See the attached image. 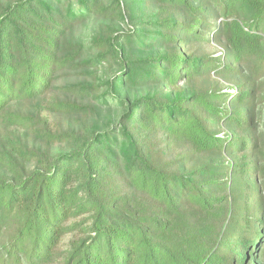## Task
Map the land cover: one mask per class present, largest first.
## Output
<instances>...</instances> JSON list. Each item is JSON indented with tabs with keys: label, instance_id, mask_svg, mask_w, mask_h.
<instances>
[{
	"label": "trees",
	"instance_id": "1",
	"mask_svg": "<svg viewBox=\"0 0 264 264\" xmlns=\"http://www.w3.org/2000/svg\"><path fill=\"white\" fill-rule=\"evenodd\" d=\"M263 68L264 0H0V264H264Z\"/></svg>",
	"mask_w": 264,
	"mask_h": 264
},
{
	"label": "rangeland",
	"instance_id": "2",
	"mask_svg": "<svg viewBox=\"0 0 264 264\" xmlns=\"http://www.w3.org/2000/svg\"><path fill=\"white\" fill-rule=\"evenodd\" d=\"M203 50L205 53L215 56V57H221L223 58L224 56V50L223 47L221 45H219L218 43H212L208 46L203 47ZM264 70V68H263ZM221 87L223 88V91L226 92L225 90L227 88H231V85L233 84L232 81H230V79H225L224 81H221Z\"/></svg>",
	"mask_w": 264,
	"mask_h": 264
}]
</instances>
